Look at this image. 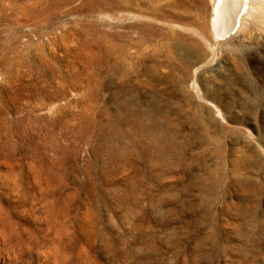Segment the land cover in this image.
Segmentation results:
<instances>
[{
	"label": "rangeland",
	"instance_id": "rangeland-1",
	"mask_svg": "<svg viewBox=\"0 0 264 264\" xmlns=\"http://www.w3.org/2000/svg\"><path fill=\"white\" fill-rule=\"evenodd\" d=\"M158 1L0 0V264H264V32Z\"/></svg>",
	"mask_w": 264,
	"mask_h": 264
},
{
	"label": "bare ground",
	"instance_id": "bare-ground-1",
	"mask_svg": "<svg viewBox=\"0 0 264 264\" xmlns=\"http://www.w3.org/2000/svg\"><path fill=\"white\" fill-rule=\"evenodd\" d=\"M122 1H124V0H120V2H122ZM189 2L193 4L194 10L197 13V20H196L197 22L194 24V28H192V29H189V28H186L185 26H183V24H187L186 22H189V20H188L189 17H186L189 15V13H188V11H189L188 3ZM158 3H157V5L155 4L156 10L155 9L152 10L149 8L146 10L147 11L146 14H155L157 11L162 12V13H168V15H169L168 17L171 18L172 20H174V21H170V23H169V27H171L173 30H175V29L192 30L193 32H195L199 37H201L205 41L208 42V40H209V41H211V43H214V45L216 47H224V46H230L233 48H237V47H241V46L243 47V45L245 46L246 44H251L252 42L254 43L255 41H258L259 40V38H258L259 32H262V33L264 32V0H159ZM119 4L121 5V3H119ZM127 4H128V2H127ZM208 10H209V13H208L209 16H208V18H206ZM157 16H162V15H157ZM171 23L174 25H170ZM191 25H193V24H191ZM206 38H208V39L206 40ZM177 45L183 46V49H185V51H187V49H188L189 55L193 54V53H197V51H198V43L195 41L188 42L185 44L184 43L183 44L177 43ZM168 47L172 48L173 46L170 45ZM181 49H182V47H181ZM216 51H217V49L215 50V52ZM167 55L169 56V54H167ZM177 57H179V56H177ZM189 57H191V55ZM189 57H188V54H184L181 57L183 62L187 66H189L193 63L192 61H190ZM196 89H197V85H196ZM88 93L90 94V92H88ZM88 93H86L87 97H88ZM103 95H104L103 98H101L100 100L105 105V111H104L105 115L104 116L107 119L111 120L112 119L111 114H110L111 110L109 109L110 107L108 108L109 105L107 103L108 102L107 99H109V98H107L105 96V94H103ZM137 99H139V98H137ZM139 100H141V99H139ZM136 102H134V103H136ZM143 106H145V105H143ZM150 106L152 107L153 105H150ZM125 109H126V111L128 109L127 103H125L124 105L123 104L121 105V107L118 110L119 114L124 113ZM138 109H139V107H138ZM145 110H147V109L145 108ZM132 114H133V112H132ZM123 115H121V116H123ZM135 115L138 116L139 113H137ZM168 117H170V116H168ZM151 118H152V116H151ZM125 120L127 121L126 118H125ZM125 120L123 118H119L117 116V118L114 119V122L116 121L117 123L125 125V123H126V122H124ZM172 120H170V118H169L168 121H172ZM199 123H202V122H199ZM138 126H139V128L136 129L135 131L129 133L128 137L135 140L136 136L139 133L143 134L142 136L146 137L147 139L156 137V135H155L156 133L154 134L151 131L153 128V127H151V125H150V127H147V125L140 122ZM165 135L168 136L167 133ZM168 138L172 141L171 137H168ZM178 138H179V136H178Z\"/></svg>",
	"mask_w": 264,
	"mask_h": 264
}]
</instances>
